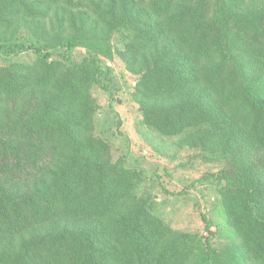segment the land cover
I'll return each instance as SVG.
<instances>
[{"label":"trees","instance_id":"1","mask_svg":"<svg viewBox=\"0 0 264 264\" xmlns=\"http://www.w3.org/2000/svg\"><path fill=\"white\" fill-rule=\"evenodd\" d=\"M45 2L0 0V53L37 54L34 65L0 68V264H226L206 216L204 240L174 232L136 196L143 173L114 163L95 135L91 89L110 91L101 57L114 56L117 33L120 56L140 74L144 126L228 157L196 184L220 182L241 240L232 255L264 264V3L83 0L59 42L8 38L7 25ZM77 48L88 51L82 63L71 58Z\"/></svg>","mask_w":264,"mask_h":264},{"label":"rangeland","instance_id":"2","mask_svg":"<svg viewBox=\"0 0 264 264\" xmlns=\"http://www.w3.org/2000/svg\"><path fill=\"white\" fill-rule=\"evenodd\" d=\"M35 10L34 16H22L4 28L8 38L35 39L41 44L57 43L73 33L74 27L67 18L68 11L79 12L83 0H59L47 2ZM105 3L106 0H97ZM264 0H247V6H257ZM247 7V8H248ZM79 24V23H77ZM97 31L100 33L101 29ZM86 31L93 33L90 26ZM126 41L117 33L112 41L114 56L101 57V65L111 69L110 91L93 86L95 101V135L110 144V157L116 163L125 160L126 166L143 173L136 189L138 198L145 199L152 213L161 217L174 232L209 237L206 216L212 226V245L225 259L226 264H253L242 262L232 255L240 238L229 227L223 212L221 184L218 181L197 183L210 174H217L228 167L229 159L220 151L205 150L186 142V136L166 138L144 126L141 104L135 100V91L140 74L128 69L120 56ZM64 51H59L53 60H63ZM88 51L77 48L72 53L74 63H82ZM37 54L33 51L7 60L0 53V68L10 64L34 65ZM108 82V80H106ZM114 98L117 115L110 107ZM169 193H168V192ZM186 191L185 193H182Z\"/></svg>","mask_w":264,"mask_h":264},{"label":"crops","instance_id":"3","mask_svg":"<svg viewBox=\"0 0 264 264\" xmlns=\"http://www.w3.org/2000/svg\"><path fill=\"white\" fill-rule=\"evenodd\" d=\"M113 111H114V113L117 115V109H116V105H115V103L113 104Z\"/></svg>","mask_w":264,"mask_h":264}]
</instances>
